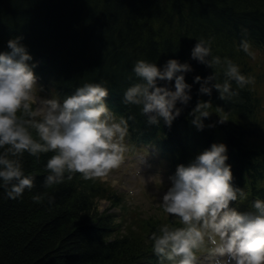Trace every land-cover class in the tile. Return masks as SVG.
<instances>
[{
	"label": "trees",
	"instance_id": "trees-1",
	"mask_svg": "<svg viewBox=\"0 0 264 264\" xmlns=\"http://www.w3.org/2000/svg\"><path fill=\"white\" fill-rule=\"evenodd\" d=\"M16 36L23 37L39 62L35 71L44 92L63 97L85 81L106 82L107 100L116 114L135 115L125 138L131 147L154 148L174 173L179 163L212 142H225L234 183L245 187L250 200L264 198V133L252 84L225 101L216 89L210 97L199 93L195 83L191 101L171 127L163 121L148 125L136 106L121 103L123 91L138 79L132 72L138 58L160 65L169 58L187 60L194 69L186 74L189 83L197 74H210V67L190 56L201 36L212 38L215 54L231 57L243 72L252 73L247 61L253 56L238 45L246 38L254 54H264V0H0V51L10 50L7 41ZM198 99H211L213 111L222 107L226 112L220 115L228 120L197 130L189 113ZM204 119L208 124L219 120V114ZM50 155L39 160L25 155V169L39 174L22 199L0 195V264H159L147 238L163 222L149 218L143 232L116 235L115 216L100 212L98 202L120 206L121 198L79 174L45 189L43 165ZM43 192L54 195V203L47 197L32 199Z\"/></svg>",
	"mask_w": 264,
	"mask_h": 264
},
{
	"label": "clouds",
	"instance_id": "clouds-1",
	"mask_svg": "<svg viewBox=\"0 0 264 264\" xmlns=\"http://www.w3.org/2000/svg\"><path fill=\"white\" fill-rule=\"evenodd\" d=\"M22 39L10 38V50L0 51V195L22 199L36 186L39 173L25 169L26 154L39 160L51 153L43 165L45 189L78 174L84 179L108 177L125 160V138L135 115L116 114L107 100L106 82L85 81L63 97L45 94L35 71L39 62ZM238 47L254 56L248 39L242 37ZM190 56L213 71L197 74L189 83L186 74L194 69L187 60L169 58L162 65L135 60L132 72L138 79L123 91L121 103L136 106L148 125L163 121L171 127L191 101L195 83L199 93L210 97L216 89L229 101L255 82L231 57L213 52L211 37L196 38ZM213 112L219 120L206 124L204 118ZM220 112L226 111L220 106L213 111L211 99H198L190 122L197 130L215 127L228 120ZM228 160L227 144L212 142L179 163L166 185L159 171L149 176L157 185V202L172 221L159 223L147 238L159 264H201V252L208 254L204 264H264V198L248 199L245 187L234 183ZM45 197L54 203L48 192L32 199L42 202ZM238 201H247V208L241 210Z\"/></svg>",
	"mask_w": 264,
	"mask_h": 264
},
{
	"label": "rangeland",
	"instance_id": "rangeland-1",
	"mask_svg": "<svg viewBox=\"0 0 264 264\" xmlns=\"http://www.w3.org/2000/svg\"><path fill=\"white\" fill-rule=\"evenodd\" d=\"M247 63L252 71L249 70L252 73L254 71L259 76L257 81L252 85L260 99L257 119L264 133V54L255 53ZM259 87L260 90L258 91ZM44 93L47 95H55L53 91ZM262 137L263 135H260L258 140H261ZM125 143L127 145V151L125 153V160L120 168L114 169L106 178H93L121 198L120 206H113L107 200H100L98 202L100 212H112L115 216V222L118 226L116 235L126 234L127 231L143 232L142 228L147 224L149 218H154L161 222H172L170 215L165 213L157 202L154 196L157 185L155 180L149 177L159 171L166 185L168 175L172 174L168 162L153 155L146 148L133 149L126 139ZM248 199L250 200L249 197ZM239 207L241 210L246 209L247 201ZM207 255V252L198 253L201 264H204V258Z\"/></svg>",
	"mask_w": 264,
	"mask_h": 264
},
{
	"label": "bare ground",
	"instance_id": "bare-ground-1",
	"mask_svg": "<svg viewBox=\"0 0 264 264\" xmlns=\"http://www.w3.org/2000/svg\"><path fill=\"white\" fill-rule=\"evenodd\" d=\"M248 74H251V75H253V76L255 77V81H256V76H255V74H253V73H250V72H249Z\"/></svg>",
	"mask_w": 264,
	"mask_h": 264
}]
</instances>
